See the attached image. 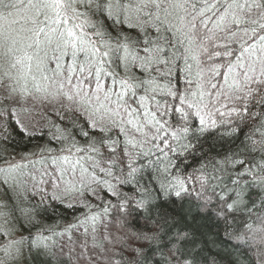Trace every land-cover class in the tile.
<instances>
[{
	"label": "snow or ice",
	"instance_id": "6c2138e0",
	"mask_svg": "<svg viewBox=\"0 0 264 264\" xmlns=\"http://www.w3.org/2000/svg\"><path fill=\"white\" fill-rule=\"evenodd\" d=\"M0 191V264H264V0H0Z\"/></svg>",
	"mask_w": 264,
	"mask_h": 264
},
{
	"label": "trees",
	"instance_id": "16d2710c",
	"mask_svg": "<svg viewBox=\"0 0 264 264\" xmlns=\"http://www.w3.org/2000/svg\"><path fill=\"white\" fill-rule=\"evenodd\" d=\"M49 135L50 133L46 131L43 139L37 136L33 138L30 142L27 141L26 139L22 140L20 137L13 136V138L9 141L10 147L8 151L12 152L16 157H20V153L22 151H34L36 150L35 145L37 144L44 145L48 143ZM37 167H39V165H37ZM49 191L51 190L49 189ZM0 194L2 197L3 196L2 191H0ZM68 202H71L76 206L73 208H66L64 203H60L58 201H45L43 206H41L38 209L39 211L38 218L42 219L45 224H59L60 226H63L67 222H75V220L78 217H81L83 213L88 211V209L83 206V203H78L77 200L65 201V203ZM39 204H40V197L36 196L35 199L30 200V202L26 201L22 206L31 207ZM44 209H47V211H45ZM16 215H19V212H17ZM193 227H195V225H193ZM21 231L22 234L27 235L26 231L23 230ZM209 238H214V237H209ZM195 239L198 242V246L200 247L204 246L203 239L200 237L199 232L196 233ZM222 251H223V246L220 245L218 242L217 245L209 244L208 247L205 249L203 255L207 256L210 261L212 255H215L216 252H222Z\"/></svg>",
	"mask_w": 264,
	"mask_h": 264
},
{
	"label": "rangeland",
	"instance_id": "374dc122",
	"mask_svg": "<svg viewBox=\"0 0 264 264\" xmlns=\"http://www.w3.org/2000/svg\"><path fill=\"white\" fill-rule=\"evenodd\" d=\"M16 159H17V160H19V159H20V157H16ZM0 197H1V194H0Z\"/></svg>",
	"mask_w": 264,
	"mask_h": 264
}]
</instances>
